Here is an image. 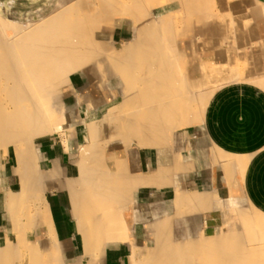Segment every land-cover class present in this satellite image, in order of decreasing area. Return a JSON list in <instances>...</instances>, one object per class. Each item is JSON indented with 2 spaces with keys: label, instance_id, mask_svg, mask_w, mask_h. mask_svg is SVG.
<instances>
[{
  "label": "crops",
  "instance_id": "crops-1",
  "mask_svg": "<svg viewBox=\"0 0 264 264\" xmlns=\"http://www.w3.org/2000/svg\"><path fill=\"white\" fill-rule=\"evenodd\" d=\"M78 1L0 0V260L19 246L14 264H129L131 242L139 255L216 233L230 200L264 212V0H215L219 19L194 23L192 41L149 44L161 56L143 76L129 44L141 22L173 32L186 18L179 0H129L148 11L118 5L96 27L78 26L88 16ZM91 31L96 41H77ZM176 51L192 79L213 67L218 86L204 109L153 87L168 82ZM13 109L24 116L5 122ZM29 162L37 205L50 214L31 223L21 184ZM97 189L120 198L126 238L103 232L110 208L92 201Z\"/></svg>",
  "mask_w": 264,
  "mask_h": 264
},
{
  "label": "bare ground",
  "instance_id": "bare-ground-1",
  "mask_svg": "<svg viewBox=\"0 0 264 264\" xmlns=\"http://www.w3.org/2000/svg\"><path fill=\"white\" fill-rule=\"evenodd\" d=\"M118 4L117 0H99L97 3H85L83 0L76 2V9L87 10V17L78 19V26L84 23H90L92 26H98L100 18L97 16L104 12L103 16H111L117 11L118 5L121 9H137L139 11H148V5L143 2L131 3L129 0H121ZM184 14L185 20L175 21L173 23V32L170 29L164 31L159 30L157 24L153 22H141L138 28L137 37L129 44V53L131 56L140 52L142 76L149 73L151 67L155 64L149 62L150 57L159 59V51L150 53L149 44H160L166 42V39L173 35L176 42L180 43L186 38L192 41V27L194 23H201L208 26L213 23V19H219V15L214 11L215 0H179ZM93 16H96L93 17ZM234 20L229 18L228 27L232 29ZM77 41L81 43H90L96 41L91 33L83 32L77 34ZM187 59L183 56L182 51H176L172 54L169 61L167 83H153L155 89L168 91V94H177L184 96V103H196L204 109L208 98L217 88L218 83L214 78L213 67L200 66L201 77L192 79L188 71ZM159 62H156V64ZM264 86V80L260 81ZM16 109L9 110L4 115L5 122L19 123L18 121L24 116ZM53 120V117L50 115ZM162 118L161 112L148 114L144 118L146 124H151ZM31 123H37V116L28 119ZM53 124V123H52ZM51 124V129H52ZM28 125V124H27ZM241 173H243V161L238 160ZM33 163L29 162L28 166L21 169V184L23 190L29 192L28 216L30 223L32 220L41 217L43 220L50 218L48 209H41L37 205L36 190L37 179L34 176ZM13 198V196H12ZM11 198V205L14 200ZM92 201L109 203L108 224L103 229L104 233H108L109 239L126 238L128 233L127 225L119 217L117 209L120 198L116 193L102 194L100 189L94 190ZM230 206L222 211L223 224L219 230L213 234H201L199 237L190 240H166L157 246H148L142 248L141 253L137 255L134 251L136 243H130V259L129 264H264V212L259 211L252 204L251 214L243 206L235 204L234 200H230ZM106 212V211H105ZM255 213H257L255 215ZM106 229V230H105ZM100 232V230H99ZM94 228L92 235L99 233ZM95 244V243H94ZM17 249V250H16ZM7 252V264H14L15 260L20 263L17 254L20 253V247ZM1 258V255H0ZM0 264L3 260H0ZM50 264L49 259H43L41 264Z\"/></svg>",
  "mask_w": 264,
  "mask_h": 264
},
{
  "label": "rangeland",
  "instance_id": "rangeland-1",
  "mask_svg": "<svg viewBox=\"0 0 264 264\" xmlns=\"http://www.w3.org/2000/svg\"><path fill=\"white\" fill-rule=\"evenodd\" d=\"M230 201L229 203L224 207L223 210H225L226 208H228L230 206ZM235 204H237L238 206H243L245 209H247V211L249 212V214H251L252 208L250 207V205L247 203V201L243 200V199H238L237 201H235ZM222 210V211H223ZM257 213H255L256 215ZM223 219V218H222ZM224 222V220H223Z\"/></svg>",
  "mask_w": 264,
  "mask_h": 264
}]
</instances>
